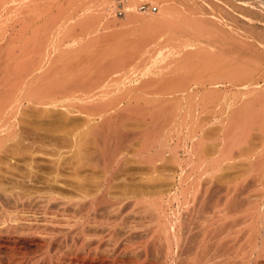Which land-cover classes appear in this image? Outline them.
<instances>
[{"label": "bare ground", "instance_id": "1", "mask_svg": "<svg viewBox=\"0 0 264 264\" xmlns=\"http://www.w3.org/2000/svg\"><path fill=\"white\" fill-rule=\"evenodd\" d=\"M11 1L14 4H19L18 7L13 6L23 10H20L22 11L20 12L22 17L20 20L18 19L19 22L22 20V25L20 30H17L21 36L24 31L27 32L26 29H29L30 24H26L25 20L41 16L40 11L37 15L38 10H35L39 5H36L37 2L35 5L32 4L36 0ZM96 3L104 17L108 12L109 0H96ZM137 4L138 0H128L126 16L124 15L126 22L119 26L116 23L114 25L113 21L107 19V27L111 28L113 24L116 30L125 29L131 32L137 27H144L159 31L158 28L161 24L159 23L158 13L155 16L150 15L149 18H146V16L142 18L138 15L139 8ZM48 12L46 11V14ZM142 12L153 13V11ZM171 12L173 11L171 10ZM44 15L42 12V16ZM12 16L15 17V15ZM174 17L180 18L178 14L176 16V13H174ZM32 22L33 20L31 25ZM170 25L173 24H166V26ZM36 27L31 32L33 35L40 32V25ZM12 33L15 34L14 31ZM42 34L46 33L41 31L40 35L42 36ZM55 34L57 35V33ZM47 35L49 34L47 33ZM22 37L24 38V36ZM159 37L154 39L153 42L156 46V51L153 52L157 55L160 54V59H162H159L160 61L157 59V62L160 63L158 69L164 73H176L172 75L175 78V81L173 80L175 84L179 81L180 85L186 88L193 86L197 88L199 83L205 86V89L208 87L207 85L209 87L222 85L223 82L220 81L224 76L225 65H216L217 62L214 61V64L210 63L209 60V65L205 63L200 65L201 60L200 63L198 61V63L191 64L192 60L187 61L191 55L188 52L189 56L187 53H181L183 57L187 56V59L183 61L182 59L186 57H178L181 55L180 52H175V46L177 47L178 44L175 39L170 38L172 39L170 40ZM43 39L45 40V38ZM163 40L167 44L165 50H162L161 47ZM77 51L79 52V50ZM161 51L166 52L167 57L172 55L174 51L176 57L174 55L172 57L174 56L175 59L178 57L179 61L181 58L182 62L187 61L186 64L184 63L183 70L180 69L182 68L181 65L180 68L174 67L175 65L170 60H166V57L165 62ZM197 57L200 58V56ZM193 58L194 61L197 60L195 56L191 59ZM205 58L203 60H206ZM69 59L64 58L62 62H65V66L61 70H58L59 68L57 70H55L56 68L51 69L50 67L51 70L49 69V71H37L36 73L32 71L33 68L30 69L33 73L28 72V69L27 72L23 71L22 68L30 63L27 60L25 66H21L22 72L17 71L20 75L22 74V80L19 78L20 75L18 77L17 72L14 75L15 77L17 75L19 80L14 82L17 83V86H14V89L9 88L7 90L6 88L9 87L7 85L5 89L0 90V100L4 98V95L10 97L9 108L13 107L11 111L16 112V110L18 111L24 106L30 105L35 110L36 107H42L46 112L59 107L63 112H59L62 115L58 118L57 115H53L54 117L51 118L44 116L41 119L40 117L37 118V120L22 116L17 117L11 111L9 114L16 117L10 115L4 117L3 112H7L8 107L0 104V153H6L4 149L8 148V153H10V149H13L14 152L10 153L12 157L20 159L27 155L22 152L23 149L33 150L38 146L35 147V141L38 138L52 141V146L55 145L54 147L59 151L67 148V151L64 150V152L58 153L61 161L64 159L67 162L64 163L63 161L62 163L65 165H56L54 169L49 168L51 169L49 172L54 175V177L49 178L50 180H44L46 178L38 176L39 172H36L35 169L27 170V175L35 176H22L20 175L22 169L17 166L8 168L4 173V175L10 174L12 178L4 176L2 180L0 179V259L3 255L2 249L5 251L4 255L11 259V263L0 262V264H262L264 259L263 119H260L259 116V120L257 116L258 121L253 125V127H256L255 125L258 127L256 134L261 139V151L258 150L255 153L254 160L257 158V161H253L257 164L252 163L254 166L256 165L255 175L259 178L258 180L255 179L257 180L258 189L253 191L257 190L255 193L258 195L261 188L262 195L259 198L257 197L256 200L248 202V200L240 198L239 191L237 192L238 189L235 190L234 186L235 192L232 191L228 174V165L232 153L231 147H233L235 132L240 129L238 121H236V124L237 126L239 124V128L237 127V129L234 123L235 129L230 130L234 132L227 131L225 133L226 129H224L225 131L221 132L222 134L211 135L212 133L209 132V127L206 125H209L212 121L207 122V124L205 120L204 122L198 119L196 121L193 106L192 108L189 106L191 109H188L186 115L180 117L175 115L171 118L165 116L154 118L151 117L152 115L148 118V115L146 117L138 115V117L125 116L121 118L122 115L119 117L117 114H99L98 110H95L97 107L94 104L95 109L92 108L93 105H87L88 100L92 98L91 96L87 98L89 96L85 95L90 91L87 86L93 84L85 85L87 91H84L80 87L81 84H78L84 79L81 76L78 82L80 75L85 72V69H82L84 67H81L85 64L79 60L82 57L74 58L75 60L72 63L75 64H71L72 67H69V64L67 69L66 64L71 62V60L69 62ZM101 66L103 67V65ZM213 67L223 69H220V74L216 75L212 73ZM208 69H212L211 73ZM154 70L151 71V74H157L158 70L156 69L155 72ZM119 73L120 71L117 72V74ZM162 74H160V79H163ZM166 74L164 76H168ZM202 75L206 76L199 79ZM158 76L153 80H158ZM8 78H11V74ZM122 78L124 81H128L125 76H122ZM181 78L184 81L182 83L180 82ZM93 79H95V76ZM99 79L96 82L97 87L101 82ZM10 81L13 83L11 79ZM11 82L8 81L9 84ZM87 82L88 80H86ZM152 82L155 85L160 81H157V83ZM152 82H149V84H152ZM168 82L170 84V81ZM63 83L65 86L69 83L71 87L64 88ZM142 84H145L144 81ZM147 84H145L146 87L149 85ZM186 88H183V90H189ZM179 89L177 90L180 92ZM207 89L209 90V88ZM182 92L183 94L187 93V91ZM195 93L192 96H195ZM192 96L191 99H194ZM12 97H17L19 101L14 102L15 99L11 100ZM138 97L136 96L137 99ZM96 98L95 101H97ZM121 98L118 97L120 100ZM191 99H189V104L192 102ZM120 100H118L119 103ZM130 101L128 100V102ZM255 107L254 110L251 108L247 114L249 115L252 110L253 113L254 111L257 112V107ZM106 109L104 108L105 112H107ZM95 111L98 114H95ZM219 111V114L221 111L224 112L221 109ZM209 112L211 113V111ZM101 113H103L102 110ZM223 115L225 116V114ZM211 118L214 119L213 116ZM212 124L210 128H213ZM222 124L224 125L223 122ZM220 126L222 125L220 124ZM251 126L248 125V129ZM206 127L208 133L204 130ZM245 132L246 130H244L243 137L246 135ZM258 147L259 145H257ZM44 148L42 151H44ZM34 153L32 151V155ZM238 158L242 161L244 157L240 156ZM70 162H76V164L70 165ZM77 164L79 167H77ZM0 173H2L1 170ZM87 175H90V177H87ZM96 206H103L106 212L103 214L96 213L95 210L93 211ZM30 214H33V217ZM37 215L41 219H36ZM242 215L241 219L235 218V216ZM243 225L246 227L242 228ZM244 231L250 233V238L246 242L248 245L238 248L236 243L240 234Z\"/></svg>", "mask_w": 264, "mask_h": 264}, {"label": "rangeland", "instance_id": "2", "mask_svg": "<svg viewBox=\"0 0 264 264\" xmlns=\"http://www.w3.org/2000/svg\"><path fill=\"white\" fill-rule=\"evenodd\" d=\"M10 1L11 0H7V1L0 0V90L5 89L7 85L9 86L6 88L7 90L9 88L14 89V86L15 87L17 86V83H14L15 81L18 80L17 75L16 77L14 76L17 71L22 72L21 70L23 69V71L27 72L28 69V72H30L31 71L30 69L33 68L32 71L34 73H36L37 71L46 72L49 71L50 67L51 69L56 68L55 70H57L59 68L58 70H61L62 67L64 68L65 66L64 64L65 62L64 63L62 62L64 61V58H66L67 60L68 58H70L69 62L70 60L71 62L70 63L66 62L67 63L66 67L68 69L69 67H72L73 64H75L74 62L72 63V61H74L76 58L78 59L82 57V59L79 60L80 62L82 61V63L85 64V66H81L84 67L82 69H85L84 70L85 72H83L80 75L78 82L80 81L82 76V78L84 79H82L81 81H83L84 83L85 80V83L84 86L82 85L83 83H81V81L78 84L79 85L81 84L80 87H82L84 91L85 90L87 91V89L90 90L89 93L91 92L90 94L92 95H90L88 92L86 94L83 92L81 93L89 96L87 98H90V96L92 97L89 100L87 99L88 100L87 105L94 104L97 108L94 105L92 106V108L93 109L96 108L95 110H98L99 114H105V115L117 114L119 115V117L120 115H122L121 118H124L125 116L138 117V115L141 117L143 116L146 117L148 115L147 118L150 117L151 115H152L151 117L154 118H156V116L157 118L159 116L161 118L162 116H165L166 118L167 117L171 118V116L173 117L175 115H177L178 117L186 115L188 113L187 111H189L193 106L194 108L192 109L195 110L192 111L195 114L194 119L196 121L199 120L204 122L205 120L206 124L207 122L212 121L213 124L210 123L209 125H206L209 127V132L212 133V134L210 133L211 135L222 134L221 132H224L225 131L224 129H226L225 131L226 133L227 131L235 129L234 128L235 126L236 128L237 127L239 128V124H240V129L238 131L236 130L235 132L233 147H231L232 153L230 152L231 159H230V164L228 165L230 186L232 187L233 192H235V190L238 189L237 192L239 191L238 194L240 195V198L246 201L248 200V202L249 201L252 202L256 200L257 197L259 198L260 195H262L261 188L259 192L260 194L258 195L257 193H255V191L257 190L253 191L254 189H258L256 184L259 178L257 175H255L256 165L254 166L252 163H254L255 160L257 161V158L254 160L256 151L258 150L261 151V145H260L261 139H259V137L256 134L258 127L257 125H255L256 127H253V125L255 124L256 121H258L256 119L257 116L258 119L260 116V119H263L264 121V0H138V4H137L138 8L141 3H148L151 6L158 7V11L153 13L142 12L139 9L138 15L142 18L145 16L146 18H149L151 16H155L158 13L157 15L159 17V23L161 25L158 28L159 31L147 29L144 27H140V28L137 27L136 29L131 30V32L129 30L126 31L125 29L116 30L114 28V25L117 24L120 26V24L126 22V18L124 16L120 17L116 14L114 0H109L110 4L108 6V10H107L108 12L105 14L104 17L100 13V9L96 3V0H42V1L36 0L32 4L35 5V3L37 2L36 5L37 6L39 5L38 8L35 10L36 11L38 10L36 12L37 15L39 14L40 11L41 18L39 16H36V17H32V19H26L25 20L26 24H30L29 25L30 30L26 29L27 32L24 31L23 32L24 34L22 33L21 36L19 35L17 30H20V27L22 25L21 24L22 20L20 22L19 20L22 17V14H20V12H22L23 10L17 8L19 4H14L13 1L11 2ZM13 5L16 6L18 5V6L16 7ZM41 9H43L44 11L43 10L41 11ZM171 10L173 12H171ZM46 11L49 12L46 14ZM42 12L43 14H45L44 16H42ZM174 13H176V16L178 14L180 18L174 17ZM11 15H15V17L12 16L13 17L12 18ZM36 19L39 20L37 21ZM107 19L111 20V22L113 21L112 22L114 24V25L112 24L113 28L107 27L106 25L108 22ZM32 20L33 22L31 25ZM167 23L169 24L172 23L173 25L166 26ZM48 24H50V26H48ZM36 26L40 28V32L43 31V33L45 32L46 34H42L41 36L39 32V34L33 35L31 32L33 31V29H35L34 27ZM12 30L15 32L16 35L12 33L13 32ZM47 33L49 35H47ZM55 33H57V35ZM22 36H24V38ZM159 36L167 39L174 38L175 41L179 44V46L178 44L177 47L175 46L176 48L175 52L177 53L180 52V54L182 52L183 54L188 52L191 54V55L189 54L190 55L189 56L187 53V55L189 56V60L187 59L186 55L185 58L182 56V54L179 56L177 54L178 57L185 58L182 59L183 61L186 59L187 61L192 60L191 64L192 63L194 64L196 62L198 63V61L200 63L201 60L200 65L202 64L204 65V63L209 65L210 63H214L215 61V63L217 62L216 65L219 64L225 65L224 76L222 78V81H220L223 82L222 85H219L217 87H215L216 85H213V87L212 86L209 87V85H207L208 86L207 88H209L208 90L207 88L205 89V86H202L199 83L197 85V88L194 86L189 88L181 86L178 80H176L178 82H176L175 84V82H173V80L175 81V78L172 75L173 74L175 75L176 73L170 74L166 72L167 73L166 74L164 72H160V69H158L160 63L157 62V59L158 61L162 59H160L161 58V56H159L160 54L157 55L156 53L153 52L156 51L155 50L156 46H154L153 42L154 39H156ZM43 38H45L46 41ZM72 40L74 41V43ZM161 44H162L161 47L163 48L162 50H165L164 48L167 46L165 41ZM77 50H79V52ZM161 54L164 55L162 58L164 59L165 62L168 59V61L170 60V62H172V64L175 65L174 67L177 66L180 68L182 66V68L180 69L183 70L184 65L186 64L187 61L182 62L181 58L179 61L177 59L178 57L176 58L178 60L177 61L175 59L176 54L174 53V51L173 54L172 53L171 54L174 55L175 57L174 56L172 57V55H170L171 57L169 56L170 58L167 57L166 56L167 54L166 52L164 53V51H161ZM194 56L197 59V60L195 59L196 61H194V58L191 59ZM197 56H200V58ZM207 56L209 58L206 59L205 57ZM204 58L206 60H203ZM27 60L28 62H30L28 63L29 67L27 65L25 66ZM208 60L210 61L209 64H208L209 62ZM59 64L61 65L63 64V65L61 66ZM101 65H103V67ZM21 66L22 67L25 66V67L22 68ZM117 66L120 68V70ZM155 67L158 70L157 74H153V73L151 74V71L154 70ZM108 68L109 70H107ZM216 68L217 67L212 68L214 72L212 71V69H208V70H210L209 71L210 73L212 71V73L218 75L220 74V71L223 68L222 69L221 67H218L217 69ZM156 69L154 70V72L156 71ZM32 71L31 73H33ZM118 71H120L119 74H117ZM19 72H17L18 77L20 75ZM111 73L112 74L115 73V74L112 75ZM147 73H149L151 76ZM10 74H11V78H8L10 77ZM160 74L163 75V79H160L161 78ZM164 74L168 76H164ZM21 75L19 77L20 80H22L21 77H23ZM115 75H116V79H115ZM155 75L157 76L159 75L158 80L156 79L157 81H160L159 83H157L156 80H153L157 78V76ZM94 76L95 79H93ZM122 76H125V78H127L126 76H129L127 78L128 81H124ZM141 76L142 77L144 76L143 79ZM205 76L206 75L204 76L202 75L199 77V79L200 78L202 79ZM24 77L26 76L24 75ZM10 79L13 81V83L10 81ZM97 79L101 81L99 83L100 84L99 87H97L98 85L96 86V82H98ZM182 79L183 78H181V80ZM86 80H88L87 83ZM93 80H97V81L92 82ZM181 80H180L181 83L184 82L183 80L182 81ZM8 81L12 83V84L10 83L11 86L8 83ZM123 81L125 84L122 83ZM143 81L145 84H147V81L148 84L149 82L152 81H155V83L157 84L153 85L154 84L153 82L152 84L149 85L147 84L148 86L151 87L150 88L148 86L146 87L145 84H142ZM168 81H170V84H168L169 83ZM69 83L66 84V86L64 83L62 85H64V88L67 86L71 87L70 86L71 83L70 84ZM89 83L93 85H90ZM85 85L86 86L90 85V86H87L89 88L86 89ZM179 85H180V89H179ZM94 86H96L95 87L96 89L95 88L92 89V87ZM174 87L179 89L180 92ZM158 88L161 90H159ZM183 88L189 90H183ZM181 91L184 92L187 91V93H184L185 94L184 95L183 92L181 93ZM189 91H191L192 93ZM193 92L194 93L196 92L195 96H192L194 94ZM121 94H122V98H121ZM133 96L135 97L134 99ZM136 96L137 97L139 96L138 99L136 98ZM191 96L192 98L194 97V99H191ZM118 97L121 98V100L118 99ZM95 98L97 101H95ZM130 98H132L133 100ZM13 99H15L14 102L19 101L17 97L16 98L12 97L11 100ZM189 99H191L192 101L190 104H189L190 102ZM118 100H120V103ZM128 100H131L130 101L131 103L128 102ZM10 102H11L10 97H8V95H4V98L0 100V104H4V107L5 106L8 107L7 112H3L4 117H8L10 115L9 114L10 111L13 109V107L11 106H10L11 108H9ZM14 102L12 101V103ZM108 103H111L109 104L110 107ZM255 105L258 111L257 112L254 111L253 113L254 110L253 108L255 107ZM24 107L19 109L18 111L16 110V112L11 111V113L14 112L15 113L14 115H17V117L22 116L33 120H37V118L39 119V117L41 119L44 116L51 118L53 115L54 116L57 115L56 117L58 118V116L60 117L62 115L60 114L62 111L61 108L59 107H56L55 109L52 108L53 112L50 110H47L46 112V110L42 109V107H36V110L33 106L30 105ZM207 107L209 108L207 109ZM104 108L105 109L107 108L106 109L107 112H105ZM110 108L111 109L113 108L112 109L113 111ZM251 108L253 110L248 115L247 112H249ZM220 109L224 110V112L221 111V113L219 114ZM101 110L103 113H101ZM209 111H211V113ZM96 113L97 111H95V114ZM222 114H225V116L224 115L222 116ZM14 115L11 114L10 116L13 117ZM215 115L218 118H216ZM219 115H221L222 117H220ZM212 116L214 119L211 118ZM224 117L226 118V120H224L225 119ZM215 120L216 122L214 123ZM236 121L239 122L238 126L236 124ZM222 122L224 123V125L222 124ZM211 124L213 128L216 127L214 129L215 132L212 127L210 128ZM220 124L222 126H220ZM248 125L249 126L252 125V126L249 127L248 129ZM220 127L222 128L220 129ZM206 129L207 127L204 128V130ZM244 130H246L245 132L246 135L243 137ZM230 132H234V131H230ZM247 132H249V134H247ZM206 133H208L207 130ZM37 140L35 141L36 142L35 147L36 145L38 146L33 150L26 148L23 149L22 152L27 154L26 156H24L25 158L21 157L20 159H18V157L17 158L12 157L10 153H13L14 150L10 149L11 152L8 153L9 148L4 149L6 153L3 152L0 153V166H1L0 170L2 172L0 173L1 180L3 179L4 176L7 178H12L10 174L9 176L8 174L4 175V173L8 168H12L14 166H17L20 169H22V172H20V175L22 176L23 175L31 176V174L27 175L28 173L27 170L35 169L36 172L40 173V174L38 173V176L40 175L41 178L42 177L46 178L44 180L47 179L50 180L49 178L54 177V175L49 171L51 169L56 168V165H60V164L65 165L64 163H66L67 160L65 161L64 159H62L61 161V159L59 158L60 155H58V153L64 152V150L67 151V148L60 149L59 151V149L54 147L55 145L52 146L51 144L52 141L50 142L48 139L40 140V138H38ZM47 141L50 143H48ZM47 145L50 146L47 147ZM257 145H259L258 148ZM43 148L44 151H42ZM32 151L35 152L34 155H32ZM240 156L244 157L243 159L241 158L242 161H240L238 158ZM63 161L64 163H62ZM71 164H76V162L75 163L70 162V165ZM77 167H79L78 164ZM40 170L42 171V173ZM87 177H90V175H87ZM251 185L252 187L250 188ZM233 186L235 187V190ZM94 210L98 214H103L106 212V209L103 206L101 207L96 206L95 209L93 208V211ZM130 213H132V211H130ZM30 216L33 217V214H30ZM38 216L39 215L36 216V219L40 218ZM242 217L243 215L235 216L236 219H241ZM243 226L244 227L242 228L246 227L245 225ZM249 234L247 233V231H244L243 233L240 234L239 240L236 243V246L238 248L243 247L244 245H248V243L246 242H248V238H250ZM260 241L262 242V239ZM250 245L251 244L249 242V246ZM3 250L4 249H2L3 255L2 258L0 259V262L11 263V259L8 258L6 255H4L5 251ZM263 263H264V259H263Z\"/></svg>", "mask_w": 264, "mask_h": 264}, {"label": "built area", "instance_id": "3", "mask_svg": "<svg viewBox=\"0 0 264 264\" xmlns=\"http://www.w3.org/2000/svg\"><path fill=\"white\" fill-rule=\"evenodd\" d=\"M128 0H114L115 3V8H116V13L118 16L122 17L126 14V4ZM139 9L141 11H153L156 12L158 11L157 6H151L148 3H141L139 5Z\"/></svg>", "mask_w": 264, "mask_h": 264}]
</instances>
